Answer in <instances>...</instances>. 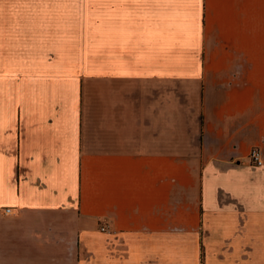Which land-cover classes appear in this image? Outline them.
Instances as JSON below:
<instances>
[{"label":"crops","instance_id":"0c3cea01","mask_svg":"<svg viewBox=\"0 0 264 264\" xmlns=\"http://www.w3.org/2000/svg\"><path fill=\"white\" fill-rule=\"evenodd\" d=\"M0 264H264V0H0Z\"/></svg>","mask_w":264,"mask_h":264},{"label":"built area","instance_id":"2783aa9c","mask_svg":"<svg viewBox=\"0 0 264 264\" xmlns=\"http://www.w3.org/2000/svg\"><path fill=\"white\" fill-rule=\"evenodd\" d=\"M251 159L253 161V163L257 166H260V165H263V160H262V157H261V153L258 149H254L251 153ZM14 213L13 210L11 209H7L6 210V214L8 215H12ZM105 230V229H103Z\"/></svg>","mask_w":264,"mask_h":264}]
</instances>
